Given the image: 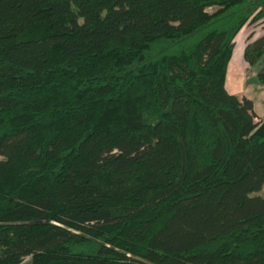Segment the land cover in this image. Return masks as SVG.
<instances>
[{"label": "trees", "instance_id": "trees-1", "mask_svg": "<svg viewBox=\"0 0 264 264\" xmlns=\"http://www.w3.org/2000/svg\"><path fill=\"white\" fill-rule=\"evenodd\" d=\"M249 23L264 87V0H0V264H264Z\"/></svg>", "mask_w": 264, "mask_h": 264}, {"label": "rangeland", "instance_id": "rangeland-1", "mask_svg": "<svg viewBox=\"0 0 264 264\" xmlns=\"http://www.w3.org/2000/svg\"><path fill=\"white\" fill-rule=\"evenodd\" d=\"M260 24V23H259ZM258 23L256 24H247L242 28V30L238 33L235 38L234 42V51L232 54V58L229 64V68H232L234 63L238 60L241 46L242 44L249 42V39L256 38L260 34V26ZM240 60H238L239 62ZM262 60L260 59L255 65L248 66L245 65V69L243 72L244 77L240 83H237L238 93L236 94L237 97L244 96L249 98L252 101V108L255 114V121L261 120L259 117L263 116L260 113L264 114V87L256 81L255 73L256 70L259 68ZM239 70V69H237ZM230 75H228V81L230 80ZM255 194L264 195V189H261ZM20 264H29V260L25 257Z\"/></svg>", "mask_w": 264, "mask_h": 264}, {"label": "crops", "instance_id": "crops-1", "mask_svg": "<svg viewBox=\"0 0 264 264\" xmlns=\"http://www.w3.org/2000/svg\"><path fill=\"white\" fill-rule=\"evenodd\" d=\"M258 27H259V25H258ZM254 38H251L249 40H252ZM243 46H244V44H242V46H241V51H240V54L238 57V60H240V61L238 62V60H237L234 63V65L232 66V68H229L230 62H228L229 64L227 63V67H226V71H225V88L227 89V91L229 93H232L235 95L238 93L237 88H239L237 86V83L241 82V80L244 77V73H245L243 71L245 69L246 63H245V61H243L242 55H241ZM234 47H235V45H234ZM229 61H231V60H229ZM237 69H239V70H237ZM228 75H230L229 81H228ZM260 114L263 116L259 117V119H261V120L264 119V114H262V113H260Z\"/></svg>", "mask_w": 264, "mask_h": 264}]
</instances>
